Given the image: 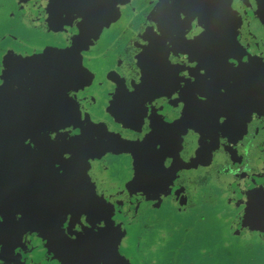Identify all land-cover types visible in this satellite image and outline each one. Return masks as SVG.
I'll list each match as a JSON object with an SVG mask.
<instances>
[{
	"label": "flooded vegetation",
	"instance_id": "flooded-vegetation-1",
	"mask_svg": "<svg viewBox=\"0 0 264 264\" xmlns=\"http://www.w3.org/2000/svg\"><path fill=\"white\" fill-rule=\"evenodd\" d=\"M36 3L33 38L24 19H0V78L11 84L0 94L12 108L2 177L14 196L0 264H41L55 234L69 242L104 221L114 234L133 227L139 252L145 239L167 253H141L140 264H174L184 258L168 255L182 238L175 218L193 226L205 213L222 222L221 244H256L264 264V0ZM115 5L116 19L96 18ZM86 239L88 263L75 264H119L127 251L125 235L111 252Z\"/></svg>",
	"mask_w": 264,
	"mask_h": 264
},
{
	"label": "rangeland",
	"instance_id": "rangeland-1",
	"mask_svg": "<svg viewBox=\"0 0 264 264\" xmlns=\"http://www.w3.org/2000/svg\"><path fill=\"white\" fill-rule=\"evenodd\" d=\"M37 1H42V0H21L19 5H11L10 7L7 5L6 8L1 7L0 8V19H24L25 21L22 22V30L26 31V36L25 38L28 39V37H34L35 33L31 35L29 30V21L31 19H40V14H39V7L38 4L36 3ZM55 2V1H54ZM49 6H52L49 4V2L46 4ZM44 4H42V8H45ZM62 8H68V6H63ZM119 12V7L118 5H115L110 8L109 11L103 12L101 14H98L96 16L97 19H116L118 16ZM51 14V12H50ZM14 15V16H13ZM53 15V14H52ZM23 16V18H21ZM19 29V28H18ZM32 31H37V29H34ZM49 51V50H46ZM31 63V60L29 61ZM26 61H24L25 65ZM35 64V63H34ZM32 65V64H31ZM30 65V66H31ZM34 68V67H33ZM49 69V68H48ZM50 71V70H49ZM47 72V71H46ZM1 75V74H0ZM1 77V76H0ZM5 77V76H4ZM0 90L4 91L7 86L9 87L11 84L8 82L7 79L5 78H0ZM41 90V93L43 95H47L46 86H42L39 88ZM4 93L2 92L0 94V216H5V211H6V205L10 203L11 200L14 199V196L11 195L13 193H6L9 192L10 190H5V188H9L6 182L3 180V172L5 171L6 167L8 166L4 152L9 149L11 146V138L8 134L5 133V129L7 128L8 122L11 120H8L7 115L10 109L7 108V105L5 104L6 98H4ZM7 96V95H6ZM3 129V130H2ZM15 190L19 192H23L21 187H15V185H12ZM25 190V188H24ZM5 192V194H4ZM36 198L37 196H41V190H36ZM47 194V193H46ZM44 196V195H43ZM21 199V197H20ZM166 216L169 218L170 214H166ZM206 217V218H205ZM209 217V219H208ZM205 218V219H204ZM99 218H96V220ZM177 219V223H173V226L175 231L181 232L182 233V238L178 240L179 235H176L174 238H176L175 244L170 245V253L168 254L170 257V260L175 258V251L178 250V254L182 257L184 256L183 260L180 258L179 261L173 262L174 264H263L261 261L262 254L261 251L259 252L258 249L259 247L253 245L252 247H247L242 248L239 243H228V244H221L220 240H224L226 238V232L225 229L222 227V222L220 220H216L215 216H212V213L204 214L202 216L203 225L202 227H198V217L195 216L193 218V221L188 222L194 224L193 226L187 225V221H184L183 223L180 218H175ZM208 219V220H207ZM187 220V219H185ZM178 221H180V225H178ZM207 221V222H206ZM98 222H100L98 220ZM109 225L113 222V219L110 218L108 219ZM206 222V226H205ZM76 225V223L74 224ZM136 227L138 229V224L136 222ZM94 230L93 232L89 231V233L83 231V233H78L77 231H74L72 233V238L69 237L70 239L68 240L69 242H64L62 243L63 237L59 234H55L53 237L54 243L51 247L44 248L42 249L38 254V261L41 264H75V262H82L88 263L87 260L89 258L83 259L80 261L82 257H79L80 255L82 256H88L87 252V247H91L93 249L94 244H92L90 241H88L86 238L92 237L95 240H105L108 245H110L108 252L114 251L111 246L113 242H118L119 239H121L125 235V241H124V247L127 249L125 251L122 260L119 262V264H140V258H141V253L143 257L148 258V260L153 262V259L155 261H159V259H164L165 258V253L162 250L161 252L159 251V247H156L155 249H151L146 245L145 247V239L143 246L141 248V252L138 251V243L136 242V246H132L134 243V240L131 238V234L133 233V227L132 228H127L129 233L125 230V232L121 233H115L114 234V229L113 228H108V226L105 225V221L99 224H96L93 226ZM165 227H169L165 225ZM87 228H90L87 226ZM197 228V229H196ZM197 230L199 233H193L194 230ZM204 230V232H200ZM206 230V231H205ZM139 232V230H136ZM108 232V233H106ZM110 234H114L115 237L112 239L109 237ZM193 233V234H192ZM232 233V232H230ZM192 237H189V242L187 240L188 235H191ZM76 236L74 239L73 237ZM48 237H44V241H47ZM68 238V237H67ZM114 241H112V240ZM215 239V241H213ZM209 240V241H208ZM254 240V239H253ZM232 240H230L231 242ZM51 242V241H50ZM188 242V243H187ZM255 241H252V243ZM261 242V241H260ZM251 243V244H252ZM49 244V242H48ZM50 246V245H49ZM178 246V247H177ZM177 247V248H176ZM172 248V249H171ZM74 249V250H73ZM13 252L15 249L12 250ZM81 251V252H80ZM77 252H80L79 254ZM68 253V254H67ZM121 253L120 251L117 254ZM25 256H27L26 253H24ZM167 255V253H166ZM257 255V256H256ZM66 256V257H62ZM116 256L108 258L107 260L111 261L116 259ZM29 261L32 259L31 256H27ZM27 257H25L24 262H19L18 264H26ZM79 257V260L77 259ZM153 258V259H152ZM244 258H248L249 260H244ZM244 260V261H243ZM243 261V262H242ZM255 261V262H253ZM155 263H162V262H155ZM98 264V262H97ZM163 264V263H162Z\"/></svg>",
	"mask_w": 264,
	"mask_h": 264
},
{
	"label": "bare ground",
	"instance_id": "bare-ground-1",
	"mask_svg": "<svg viewBox=\"0 0 264 264\" xmlns=\"http://www.w3.org/2000/svg\"><path fill=\"white\" fill-rule=\"evenodd\" d=\"M251 196V195H250ZM255 200H257V199H255Z\"/></svg>",
	"mask_w": 264,
	"mask_h": 264
}]
</instances>
